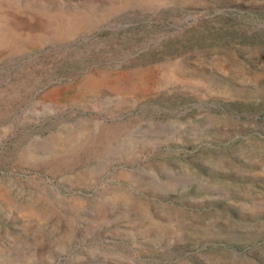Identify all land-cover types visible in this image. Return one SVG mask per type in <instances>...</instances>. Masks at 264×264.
Wrapping results in <instances>:
<instances>
[{
	"label": "rangeland",
	"instance_id": "374dc122",
	"mask_svg": "<svg viewBox=\"0 0 264 264\" xmlns=\"http://www.w3.org/2000/svg\"><path fill=\"white\" fill-rule=\"evenodd\" d=\"M0 264H264V0H0Z\"/></svg>",
	"mask_w": 264,
	"mask_h": 264
}]
</instances>
